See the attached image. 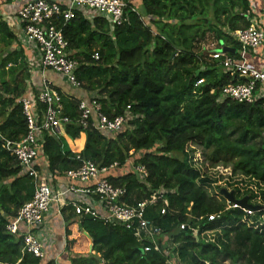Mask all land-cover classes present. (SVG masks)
Segmentation results:
<instances>
[{"label":"trees","instance_id":"16d2710c","mask_svg":"<svg viewBox=\"0 0 264 264\" xmlns=\"http://www.w3.org/2000/svg\"><path fill=\"white\" fill-rule=\"evenodd\" d=\"M124 1L125 20L113 27L105 17L90 20L81 13L59 22L78 62L81 86L76 88L80 96L61 92L71 118L64 133L45 135L50 171L61 177L77 169L82 159L99 166L118 162L120 168L108 178L126 185L129 202L150 196L153 189L167 190L166 214H161L159 201L147 217L181 242L177 250L184 264H264V96L251 103L220 100L225 86L245 79L225 72L221 61L202 48L214 39L237 55L239 43L232 33L251 25L247 12L253 0ZM257 1L262 12V1ZM17 40L0 15V262L55 264L28 252L24 237L7 230L9 220L34 193L32 178L3 146L5 140L19 141L27 133L19 98L31 73L24 49L14 48ZM81 97L97 98L110 117L130 106L134 118L117 133L83 128L78 123ZM83 133L84 147L74 152L66 137L77 140ZM129 161L147 167L146 182ZM220 166L231 170L227 185L232 190L219 187V193H212L210 188L221 178L210 169ZM236 177H241L242 187ZM224 190L261 208L249 214L234 207ZM213 214L219 217L209 220ZM61 216L66 250H72L80 231L93 243L91 253L73 255L71 264H167L166 252H143L144 244L124 227L78 217L71 206L62 207ZM182 223L187 227L181 229Z\"/></svg>","mask_w":264,"mask_h":264},{"label":"built area","instance_id":"2783aa9c","mask_svg":"<svg viewBox=\"0 0 264 264\" xmlns=\"http://www.w3.org/2000/svg\"><path fill=\"white\" fill-rule=\"evenodd\" d=\"M261 1L264 9V0ZM126 5L124 0H26L16 13L14 23L19 30L16 34L39 54V68L60 74L72 87L78 88L81 86L76 76L78 62L71 57L63 28L59 26L60 20L67 22L81 13L90 20L105 17L113 27L125 20ZM247 13L251 25L232 33L239 43L237 55L224 51L223 47L227 45L214 39H210L205 47L212 58L221 61L225 72L238 74L245 79L225 86L220 100L229 98L251 103L264 96V66L257 68L248 63L250 54L257 49L261 50L260 56L264 60V10L258 12L253 0L252 8ZM95 57L99 58L98 53ZM19 102L26 116L27 133L19 141L5 140L3 146L17 159L22 173L32 178L34 193L17 216L9 220L7 230L24 237V248L28 252L45 257L46 244L54 240L51 229L46 225L48 215L52 211L61 215L62 207L71 206L78 217L90 216L107 225L132 231L137 240L144 244L143 252L163 250L167 264H184L177 250L181 242H175L172 236L147 217L148 209L159 201L163 202L161 214H166L169 200L164 187L153 189L150 196L141 200L129 202L126 185H115L108 178L110 172L120 168L118 162L99 166L92 160L82 159L77 169L68 170L61 177L51 172L44 155L45 135L57 133L71 121L65 114L61 92L50 79L43 78L38 89L30 88L28 95H22ZM78 108V123L83 128L93 126L105 133L119 132L134 118L130 106L123 114L108 116L97 98H81ZM129 162L138 173V178L146 182L150 177L147 167ZM233 206L241 207L237 203ZM243 209L249 214L255 213L253 209ZM217 217L219 215H210L209 220ZM180 226L181 229L187 227L186 223Z\"/></svg>","mask_w":264,"mask_h":264},{"label":"crops","instance_id":"0c3cea01","mask_svg":"<svg viewBox=\"0 0 264 264\" xmlns=\"http://www.w3.org/2000/svg\"><path fill=\"white\" fill-rule=\"evenodd\" d=\"M259 1L260 0H258L257 3H259ZM25 2L26 0H0V15L4 17V19L8 22V24L10 25L13 31L16 30V33L19 32L18 25L14 23V21H16V13L25 4ZM17 41H18L17 46L14 45V48L18 47L24 49L26 61H28L30 67L31 78L28 84L29 85L27 89L28 92L30 88L37 90L43 78H48L55 84L59 92H62L64 95L80 96L78 89L72 87L69 83H67V81L64 78H62L60 74H57L56 72L50 69L45 70L38 67L39 54L36 51H34V49L26 45L22 40L21 36L18 37ZM260 53L261 50L257 49L255 52H252L250 54L248 61L249 65L257 68L264 66V60L261 58ZM27 91L25 95H28ZM3 120L4 119L0 120V122ZM60 132L64 133V129L62 128ZM66 139L68 145L74 152L78 153L83 149L85 143L84 133L81 134L80 138L77 140H72L69 137H66ZM46 225L51 229L50 232L53 234L52 236H54V240L46 244L45 247L46 254L44 257L46 260H44V262L52 259L54 260L55 264H71L70 259L73 255H68V253L66 252V239H65V232L63 229L64 227L63 217L52 211L48 215ZM87 236L89 237V234Z\"/></svg>","mask_w":264,"mask_h":264},{"label":"rangeland","instance_id":"374dc122","mask_svg":"<svg viewBox=\"0 0 264 264\" xmlns=\"http://www.w3.org/2000/svg\"><path fill=\"white\" fill-rule=\"evenodd\" d=\"M135 2H138L137 0ZM16 33V30H14ZM210 42V40H209ZM18 41L14 44L15 46H17ZM207 41L202 43V48L206 47ZM0 48H2V45H0ZM6 77H9L10 74H6ZM3 117L0 115V120H2ZM197 155H201V153H198ZM200 159H202V156H199ZM210 171L214 174L215 177L221 178V180H219L218 182L213 184V187L210 188L212 193H219V187H225L228 190H232L231 187H229L227 185L228 181L231 179L229 176L232 175V172L229 168H224L222 166L220 167H216L215 169ZM236 180H238L237 184L238 186L242 187V183H241V177H236ZM76 227H74L72 229L73 232V238H74V232ZM48 230V229H47ZM78 240H75L74 244L72 245V250L69 252L68 250H66V252L68 253V255H76V254H87V253H91V247H92V239L91 237L87 236L86 234H84L83 231H80V233H77ZM71 253V254H70ZM225 264H230L229 261H227Z\"/></svg>","mask_w":264,"mask_h":264},{"label":"water","instance_id":"95a60500","mask_svg":"<svg viewBox=\"0 0 264 264\" xmlns=\"http://www.w3.org/2000/svg\"><path fill=\"white\" fill-rule=\"evenodd\" d=\"M223 50L224 51H230V48L228 46H224ZM232 51H234V50H232ZM0 138H1V134H0ZM223 193L226 195V197L229 199V201H233L234 203L239 204L242 208L253 209L254 211H257L261 208V206H259V205H253V204L248 203L247 197L242 198V199H236L234 197L233 192L228 193L226 190H224ZM85 233H86V235H88L87 232H85Z\"/></svg>","mask_w":264,"mask_h":264}]
</instances>
